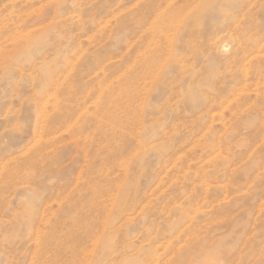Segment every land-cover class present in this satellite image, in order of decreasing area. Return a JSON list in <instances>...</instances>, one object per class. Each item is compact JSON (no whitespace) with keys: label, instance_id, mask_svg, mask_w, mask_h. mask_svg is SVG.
Returning a JSON list of instances; mask_svg holds the SVG:
<instances>
[{"label":"rangeland","instance_id":"1","mask_svg":"<svg viewBox=\"0 0 264 264\" xmlns=\"http://www.w3.org/2000/svg\"><path fill=\"white\" fill-rule=\"evenodd\" d=\"M132 200L133 234L183 206L189 259L264 264V0H0V264H106Z\"/></svg>","mask_w":264,"mask_h":264},{"label":"bare ground","instance_id":"2","mask_svg":"<svg viewBox=\"0 0 264 264\" xmlns=\"http://www.w3.org/2000/svg\"><path fill=\"white\" fill-rule=\"evenodd\" d=\"M214 42L217 43L218 41L215 40ZM255 46H256V44H255ZM258 48H259V46H256L255 48L250 49V51H251L250 53H252V50H255V52L258 51ZM253 53H254V51H253ZM238 55H239L238 52H235L233 59H237ZM256 57L257 56H255V59H256ZM255 59H254V61H255ZM250 61H251V59H250ZM249 63L252 64L251 62H249ZM200 116H203V115H200ZM182 193L184 194L185 191H182ZM186 201L191 203L192 202V197L188 196V200H186ZM181 205H183V204H181ZM138 208H139L138 202L136 200H132L124 208H120L118 210L117 216H115L113 218H110L111 223L107 221V223H103L101 225L103 231H109V230H111V228L114 229L117 226H118L117 229L122 228L120 230H123V228H126V235L122 231V237H124V238H123V240H122V242L120 244V247H116V251L117 252L114 255H112V256H110L111 253L108 252V255L105 257L106 264H110V261H113L117 257L118 258L120 256L122 257V256L128 254L130 251H132L134 249H138V252L139 251H147V255L145 254V256H143V257H141V255H140L141 258L139 257V259L138 258L137 259H133L132 258L133 259L132 263L134 262V260H136L134 264H149L150 260H152V261L155 260L153 262H158L157 260H159V257H160V256L159 257L157 256L158 249L160 250V245L161 244H165V243H167L166 245H168V247L174 248L176 250V252L173 253L174 254V256L172 257L173 260H176L180 264H199V260L197 261V260L189 259V256H191L190 254H192L194 252H198V250H202L203 251V249H202L203 246L202 245H204V244H201V242H199L198 244L193 243L192 245H190V244L181 245L180 244L181 240H182V236H183L181 234L185 233V231L187 229H188V231H190L191 227H192V224H193V222H190V224H187V225L185 224L186 222L187 223L189 222V221H186L187 218H188V212H187L188 208H184L182 206V208H183L182 214L180 215L179 218H177L175 220H172V212H170V211L162 212L161 214L165 215V219L163 221H160V222L157 221L159 219V217L161 216V214L159 215V217L157 219H152L151 220V224L153 226L152 230L149 229V228L146 229V230L139 229L137 234H133V233L129 232L127 225L131 222V220L134 219V215L138 213ZM139 213L142 214V211H139ZM190 214H192V212ZM183 215L186 216L187 218L184 217ZM135 217H136V215H135ZM161 222H169V223H171V230H169L170 232H161L158 227L154 228V225H160ZM184 224H185V226L187 228L184 229V230H181V227ZM110 232H112V231H110ZM103 235H104V232L101 233L100 235H96L94 237L93 244H94L95 247H97V246L99 247V243H100V247H101V238H102ZM186 241H188V240H184V242H186ZM118 242L120 243L119 240H118ZM182 243H183V241H182ZM158 244H160V245H158ZM161 248H163V247H161ZM102 249H104V248H102ZM102 249L100 251H102ZM163 250H165V249H163ZM172 251H174V250H172ZM162 253L164 254V252H162ZM204 253H205L204 254L205 256H209L208 255L209 253H206V251H204ZM138 254H136V255H138ZM141 254H142V252H141ZM160 254L161 253H159L158 255H160ZM165 254H166V251H165ZM132 255L134 257V254H132ZM146 256H149V257H146ZM128 257H129V255H128ZM126 259L128 260L127 257H126ZM126 259L124 257V260H126ZM127 260H126V262H128ZM130 260H131V257H130ZM123 261H122V263H123ZM130 262L131 261H129V263ZM153 262H152V264H155Z\"/></svg>","mask_w":264,"mask_h":264}]
</instances>
